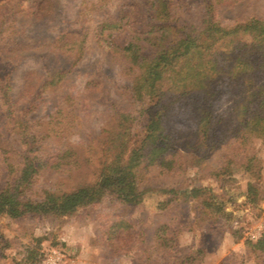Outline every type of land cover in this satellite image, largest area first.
<instances>
[{
	"label": "rangeland",
	"instance_id": "374dc122",
	"mask_svg": "<svg viewBox=\"0 0 264 264\" xmlns=\"http://www.w3.org/2000/svg\"><path fill=\"white\" fill-rule=\"evenodd\" d=\"M201 2L174 0L180 22L198 26ZM83 11L80 0H0V192L34 204L0 213V264H264V248L251 247L264 236V138L227 112L203 140L195 128L205 105L177 101L166 117L179 149L143 142L140 111L127 143L116 139L114 110L131 107L123 86L138 73L116 47L145 36L122 20L98 37ZM221 14L264 17V0H228ZM213 48L219 72L232 73L227 42ZM121 143L126 156L142 144L136 167L102 186V165ZM93 187L102 196L71 206L68 195Z\"/></svg>",
	"mask_w": 264,
	"mask_h": 264
},
{
	"label": "trees",
	"instance_id": "16d2710c",
	"mask_svg": "<svg viewBox=\"0 0 264 264\" xmlns=\"http://www.w3.org/2000/svg\"><path fill=\"white\" fill-rule=\"evenodd\" d=\"M226 2L228 0H202L200 24L193 27L180 22L174 0H93V3L80 0L85 10L82 20L96 26L98 37H102L105 29L120 26L122 20L135 35L145 36L142 42L132 41L124 47H116L130 67L138 72L130 83L123 86L131 107L124 111L114 110L115 116L122 120L114 133L116 139L127 143L129 119L140 111L144 122L143 142L152 139L154 151L162 154L179 149L174 144L175 138L167 126L166 117L172 103L177 101L202 102L205 105L195 128V133L201 134L203 140L214 136V129L209 126L227 112L237 114L238 125L243 132H254L264 138V101L259 100L258 108L251 110V103L256 98L264 99V17L231 22L221 14ZM66 33L60 34L64 36ZM240 38H246L244 43ZM216 42L224 45L227 42L230 46L226 54L235 63L232 73H220L222 61L210 58ZM9 89L7 84L2 92L5 98L10 97ZM165 94L172 97L171 101L159 103ZM14 104L16 100L11 99L10 105ZM224 106L226 112L220 110ZM57 134L54 131L52 135ZM211 140L218 141L216 138ZM122 147V143L116 146L114 162L103 163L100 185L109 186L115 177L131 173L136 167L142 144L129 156L124 155ZM35 165L30 160L26 168H34ZM165 166L170 165L161 159V167ZM24 178L20 177L19 181ZM5 191L0 192V213L15 217L34 209V204L22 203L9 190ZM198 191L195 189L193 193ZM98 196H102L99 188L93 187L81 188L67 198L71 206L76 207ZM127 198H130V191ZM37 205L42 206L41 203ZM251 247L262 250L264 236Z\"/></svg>",
	"mask_w": 264,
	"mask_h": 264
}]
</instances>
